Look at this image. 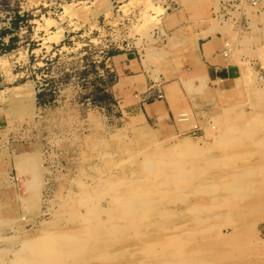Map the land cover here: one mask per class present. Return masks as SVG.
<instances>
[{
  "label": "rangeland",
  "instance_id": "1",
  "mask_svg": "<svg viewBox=\"0 0 264 264\" xmlns=\"http://www.w3.org/2000/svg\"><path fill=\"white\" fill-rule=\"evenodd\" d=\"M234 3L264 12L247 0H0L1 264L50 233L85 238L80 264H264V69L178 135L106 91L109 54H155L180 21L227 28ZM96 216L106 234H92Z\"/></svg>",
  "mask_w": 264,
  "mask_h": 264
},
{
  "label": "crops",
  "instance_id": "2",
  "mask_svg": "<svg viewBox=\"0 0 264 264\" xmlns=\"http://www.w3.org/2000/svg\"><path fill=\"white\" fill-rule=\"evenodd\" d=\"M228 16L187 30L180 21L163 43L147 48L120 49L105 58L114 80L106 91L127 111L174 134L192 133L203 111L222 95L243 89L250 68L261 71L264 53V12ZM185 26V27H184ZM66 33V31H65ZM161 54V56H158Z\"/></svg>",
  "mask_w": 264,
  "mask_h": 264
},
{
  "label": "bare ground",
  "instance_id": "3",
  "mask_svg": "<svg viewBox=\"0 0 264 264\" xmlns=\"http://www.w3.org/2000/svg\"><path fill=\"white\" fill-rule=\"evenodd\" d=\"M3 64V63H2ZM19 87V86H18ZM22 87V86H21ZM17 88V87H16ZM28 88V87H27ZM18 89V88H17ZM15 92H17V91H15V90H7V91H4V92H2V94H1V96H2V98H3V96H6V95H8V96H12V95H14L15 94ZM18 93H20V92H18ZM23 93V92H22ZM26 93V92H25ZM25 93H24V95H25ZM17 94V93H16ZM16 96V95H15ZM14 96V97H15ZM23 97V96H22ZM16 98V97H15ZM20 99V98H19ZM32 99H33V97H32ZM251 100V99H250ZM16 101H18V99L16 100ZM262 101V100H261ZM19 102V101H18ZM147 135L148 136H150V137H153V134L151 133V132H147ZM181 144L182 145H193L194 143L191 141V140H189V138L188 139H184L182 142H181ZM156 160V159H155ZM162 161H164V160H162ZM165 162V161H164ZM163 162V163H164ZM146 165V164H145ZM163 165H165V163L163 164ZM150 166V165H149ZM151 166H152V164H151ZM159 166H162V162H155V163H153V167H155V168H157L158 169V167ZM156 169V170H157ZM240 169V168H239ZM245 169V168H244ZM243 169V170H244ZM242 170V171H243ZM159 172V174H160V171H158ZM240 172V171H239ZM238 173V172H237ZM236 173V174H237ZM158 173H157V175H159ZM239 174V173H238ZM246 174V173H245ZM248 174V173H247ZM235 175V174H234ZM242 175H243V173H242ZM236 176H239V175H236ZM246 176V175H245ZM159 177V176H158ZM235 177V176H234ZM157 178V177H156ZM189 178V177H188ZM146 180V179H145ZM194 180V179H193ZM120 181V180H119ZM131 181H133L134 182V180H131ZM130 181V182H131ZM139 181V180H138ZM148 181V180H147ZM226 181V180H225ZM187 182V181H186ZM234 182H236L237 183V181H234ZM111 183V182H110ZM114 183H116V181L114 182ZM124 183V182H123ZM238 183H239V181H238ZM129 184V183H128ZM127 184V185H128ZM109 185V184H108ZM152 185H154V184H152ZM241 186V185H240ZM114 187H116L117 188V186H114ZM113 187V188H114ZM242 187V186H241ZM109 188V187H108ZM113 188H112V185L110 186V189H112V191H113ZM137 188H139V187H137ZM110 189H108V190H110ZM120 189V188H119ZM147 189H149V188H147ZM136 191V190H135ZM162 191V190H161ZM134 192V191H133ZM132 192V193H133ZM104 193V192H103ZM139 193H141V192H139ZM141 194H143V192L141 193ZM240 194V193H239ZM151 195V194H150ZM140 197H142V195H140ZM144 197V196H143ZM145 197H146V194H145ZM86 198V197H85ZM113 198V197H112ZM118 197H116L115 199H117ZM82 199H84V198H82ZM90 199V198H89ZM101 199V198H100ZM119 199V198H118ZM122 199V200H121ZM121 199H119V201L121 200V201H123V202H125V203H127V204H132V205H136L137 206V204L139 205L140 203H142L141 201H143V200H141V198H136V197H132V196H124V197H122ZM86 200V199H85ZM156 200V199H155ZM146 202V201H145ZM148 202V201H147ZM116 203V202H115ZM148 203H150V202H148ZM144 204V203H143ZM143 204H141V206L139 207L140 209L141 208H143L142 207V205ZM151 204V203H150ZM130 205H128V206H130ZM225 205V204H224ZM223 206V205H222ZM226 206V205H225ZM91 207V206H90ZM220 207V206H219ZM103 209V208H102ZM111 209V208H110ZM196 209V208H195ZM117 210V209H116ZM139 210V209H138ZM104 211H105V213L107 212V210L104 208ZM113 211V210H112ZM89 212V211H88ZM110 212V211H109ZM98 213H99V210H98ZM108 213V212H107ZM148 213H149V211H148ZM194 213V212H193ZM100 214V213H99ZM99 214H96V215H98L99 216ZM108 215V214H107ZM199 218V217H198ZM173 219V218H172ZM0 220H2V219H0ZM87 220H89L88 222L90 223H92L93 224V226H91V227H93V229H94V231L92 232V234H94V235H97V236H99L100 234H101V231L102 232H104L105 234H106V232H105V230H104V227H103V220L102 219H100V218H98L97 216L96 217H89ZM83 221V220H82ZM109 221V220H108ZM132 223V222H131ZM152 224V223H151ZM91 225V224H90ZM90 225H88V229H90L89 228V226ZM126 225V224H125ZM122 227V226H121ZM109 228V227H108ZM236 228V227H235ZM110 229V228H109ZM238 229V228H237ZM84 230V229H83ZM91 230H92V228H91ZM104 230V231H103ZM114 233H116V232H114ZM118 233V232H117ZM51 235H49V234H46L45 236H43L42 238H40L39 240H35V241H29L28 242V245L30 244V249H29V251H26L27 253H25V255L23 254V261H20V259L21 258H17L20 262H21V264H80V260H84V259H80V257L82 256V254L84 253V252H82V251H84L85 250V248H84V250H83V240L85 239L84 237V239L82 240V241H77L76 239H74L73 241H71V240H63V237H61L60 235H58L57 233V235H58V237L57 238H55V237H53L52 236V233H50ZM61 234V233H60ZM248 234V233H247ZM62 236H63V234H61ZM91 235V234H90ZM54 236H55V234H54ZM87 236V235H86ZM136 236V235H135ZM38 238V237H37ZM77 238V237H76ZM138 238V237H137ZM34 239V238H33ZM72 239V238H71ZM87 239V238H86ZM255 239V238H254ZM264 240V239H263ZM256 241H260V240H256ZM166 242V241H165ZM164 242V243H165ZM246 242H247V240H246ZM254 242V241H253ZM152 243V242H151ZM238 243V242H237ZM241 243V242H240ZM240 243L239 244H237V246L238 245H240ZM86 244V243H85ZM148 244V243H147ZM236 244V243H235ZM255 244V243H254ZM117 245V244H116ZM159 245V244H158ZM244 245V244H243ZM250 245V244H249ZM256 245H257V243H256ZM263 245H264V243H263ZM149 246V245H148ZM151 246H153V245H151ZM166 246V245H165ZM242 245H240V247H241ZM246 246V245H245ZM255 246V245H254ZM259 246V245H258ZM85 247V246H84ZM147 246L145 245V248H146ZM260 247V246H259ZM25 248V247H24ZM107 249V248H106ZM24 250V249H23ZM143 250V249H142ZM156 250H158V249H156ZM18 252H20L21 251V249H20V251L19 250H17ZM17 251H14V252H16L17 253ZM25 251V250H24ZM97 251V250H96ZM23 252V251H22ZM91 252V251H90ZM86 253V252H85ZM98 253V252H97ZM124 253V252H123ZM150 253H153V255H154V253L155 254H157L158 252H155V249L154 248H150ZM103 254V253H102ZM114 254V253H113ZM144 254V253H143ZM147 254V253H146ZM17 254H15V256H16ZM18 255H19V253H18ZM21 255V254H20ZM19 255V256H20ZM84 255H86V254H83V256ZM123 255V254H122ZM18 256V257H19ZM22 256V255H21ZM20 256V257H21ZM113 256V255H112ZM156 256V255H155ZM85 257V256H84ZM14 261V262H13ZM13 261H11V263L13 262V263H15V261L16 262H19V261H17V260H13ZM99 261H100V259H99ZM0 262L2 263V261L0 260ZM23 262V263H22ZM107 262V261H106ZM0 263V264H1ZM140 263V262H139ZM167 263V262H166ZM165 263V264H166ZM10 264V263H9ZM16 264V263H15ZM89 264V263H88ZM144 264V263H143Z\"/></svg>",
  "mask_w": 264,
  "mask_h": 264
},
{
  "label": "built area",
  "instance_id": "4",
  "mask_svg": "<svg viewBox=\"0 0 264 264\" xmlns=\"http://www.w3.org/2000/svg\"><path fill=\"white\" fill-rule=\"evenodd\" d=\"M247 3L258 12L264 10V0H247Z\"/></svg>",
  "mask_w": 264,
  "mask_h": 264
},
{
  "label": "trees",
  "instance_id": "5",
  "mask_svg": "<svg viewBox=\"0 0 264 264\" xmlns=\"http://www.w3.org/2000/svg\"><path fill=\"white\" fill-rule=\"evenodd\" d=\"M17 16V19L19 20L20 18H22V16L21 15H16Z\"/></svg>",
  "mask_w": 264,
  "mask_h": 264
}]
</instances>
